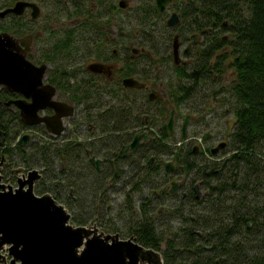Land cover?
Here are the masks:
<instances>
[{"label": "trees", "instance_id": "16d2710c", "mask_svg": "<svg viewBox=\"0 0 264 264\" xmlns=\"http://www.w3.org/2000/svg\"><path fill=\"white\" fill-rule=\"evenodd\" d=\"M107 1L74 0L63 6L59 0H41L47 11L56 4L61 7L59 15L48 13V17L74 20V25L66 23L55 30L57 36L48 43V52L41 60L47 61V57L53 62V57H57L53 68L58 80L65 81L60 86L61 98L74 101L77 117L85 127L89 125L84 134L89 138V154L110 160L117 175L137 163L138 177L125 182L131 189L129 195L122 204L110 206L104 214L107 223L101 229L117 233L122 239L129 236L144 248L160 252L162 264H264V0H177L180 20L188 28L185 36L196 32L207 39L189 70L187 66L191 64L186 67L171 64L176 79L174 88L166 90L167 97L177 108L180 105L192 108L197 102L205 109L209 105L207 97L211 96L217 108L227 111L221 115L223 123L230 114L232 128L227 147L222 151L228 155L219 161L208 154L193 155L191 147L178 146L173 136L165 134L159 121L167 117L168 110L161 102L152 105L139 92L137 97L141 100L136 98L135 91L141 89L124 88L120 80L112 84L87 73L80 75L73 66L77 60L89 63L91 59H101L99 50L103 41L97 38L93 45L92 38L95 28L102 23L100 8L102 5L106 8ZM136 8L138 20L132 26H140L141 42L151 54L155 48L161 53L165 50L163 59L172 63L171 30L166 29L164 20L161 22L154 1L137 0ZM144 57L150 60V56ZM134 66L126 53L121 76L132 75ZM224 80L228 84L226 89ZM7 97L0 93V101ZM9 116L11 121L16 120L14 134H21L24 127L17 113L9 111ZM141 120L151 134L139 147L137 161L135 158L130 162L128 157H122L121 149L132 136L130 130L142 125ZM15 136L7 142L13 143ZM33 138L31 146L20 151L14 161L25 169L43 166L48 176L45 183L37 186L35 194L55 198L51 187L57 182V189L63 188L66 198L57 195L55 199L71 213L73 224L85 225L92 209H97L104 182L93 180L96 177L91 176L98 177V173L87 164L80 165V169L89 171L87 180L69 174L77 162L81 164L76 140L64 141V137L55 138L42 129ZM151 158L155 160L153 168L148 164ZM158 159L172 160L178 173L182 171L186 180L182 191L169 192L170 182L159 169ZM62 164L64 169L60 170ZM67 169L72 172L67 173ZM156 176L160 181H154ZM5 178L14 184V176ZM146 179L159 186L152 187L135 205L134 194ZM195 183L199 186L198 197ZM68 186L77 191L80 197L77 204L71 202ZM104 199L108 204L110 197ZM159 201H163V206L168 201L161 208L164 220L154 217ZM117 216L124 220L117 221ZM173 219L176 225L170 224Z\"/></svg>", "mask_w": 264, "mask_h": 264}, {"label": "flooded vegetation", "instance_id": "af4514ba", "mask_svg": "<svg viewBox=\"0 0 264 264\" xmlns=\"http://www.w3.org/2000/svg\"><path fill=\"white\" fill-rule=\"evenodd\" d=\"M56 1V0H54ZM62 1L63 6L67 4L68 2L74 3V0H59ZM79 0H76L78 2ZM154 4H155V0ZM17 2H29V3H34L36 6V15H34V10L33 7L25 4L21 6H16ZM121 2L125 4V2L128 4V6H131L130 0H108L105 4L106 8L102 5L100 8V15H101V20L102 23L98 24V26L95 28L94 32L96 34L93 36L92 40L93 45H95L97 38H99L101 41H103L102 46L99 50L101 59H91L88 62H102L104 64H107V69H105L103 72H92L90 70L86 69L87 62H80V61H75L73 63V66H75L78 69V73L80 75H84V73H87L88 76L92 77H98V78H103V81L106 83H112L115 84L114 82L120 80L122 83L123 78L125 77H135V72L136 70L133 69V74L128 75V76H121L120 70L123 67L124 60H125V54L128 53V57L130 60L133 62L136 60V56H141L145 58L144 56H150L151 51L146 49V44L142 46H138V33L134 35V37L131 38V40L134 38V40L130 41V45L124 46V55L122 58L119 55L118 48H116L117 45L119 44L120 41L123 39L122 31L120 26H116V19L117 15L121 13V11L126 7L121 6ZM177 0H172L168 2L165 5L164 10L159 11L161 13V22L162 20L165 21V27L166 29H170L173 32V36L176 34L177 42H178V48H177V55H178V62L175 63L174 59L172 57V49L169 50L170 56L172 59V65L176 66H184L186 67V64H178L179 63V56L180 54L188 56L189 54V49L192 45L196 46L199 44L202 48L205 46V41L207 38H203L196 32H192L189 34L188 37L185 36L186 32L188 31L187 25L183 24L180 20V12L181 10L177 8ZM93 4V3H92ZM172 5L171 9H169V13L166 12V10ZM94 7V4H93ZM156 7V5H155ZM61 7L56 4L52 9H49L47 11V8L43 5L41 0H0V33H7L9 36H11L14 41H16V46L14 50L19 51L21 53H24V57L27 61L31 62L35 66H40L44 65L43 68V74H42V85H51L54 88V94L51 96V98L59 101H64L68 104H71L73 106V112L72 114L68 116H63L62 117V124L64 126L63 130L57 134L53 135L49 133L46 129L45 126L41 123H35V124H26L23 121L20 120V115H19V109L15 106L14 100H19L22 99L25 102H29L30 98L25 97L21 92L16 91V90H9L6 88L4 85L0 84V93L7 95L8 97L5 100L0 101V118L1 119V125H0V183L1 184H7V185H14L17 181V179H22L23 181H27L26 185H30L35 191L37 189V186H41L42 182L45 183L44 178L48 176V171L43 168V166H36L34 168L30 169H25L23 165L19 164V161H14L17 160L19 157L17 154H20V151H24L28 146H31L32 142L35 141L33 138V134L37 132V130H44L47 134L57 138L59 136L64 137L62 140L64 141H71V140H76L75 145L79 149L78 154L81 157V164L80 162H77L75 164V168L73 172L71 169H69L72 173L69 174H77V177H81V179H88L89 178V171L85 170L83 171L80 169V165L87 164L89 167L92 168V170H95L98 173V177L95 175L91 177H96L93 180H99L104 182V187H103V193L101 195H98V202H97V209L94 211L92 209V212L89 215V219L85 225H75L71 222V213L65 208L67 213H69V221L71 222L72 227H79V226H85L87 229L93 230L95 229L97 233H100V235H109V236H114L117 235L118 238L120 236L117 233H106L104 232L101 227H103L104 223H107L106 216L104 214L109 210L110 206L113 205L114 207L116 204H111L112 199L110 197V201L108 204L105 203V199L109 195L107 194V191L112 187V186H117L116 192H120L119 189H122L120 186V183L126 182L128 180H134L136 179L135 177H138L137 172H135V169H137L136 164L134 166H130V168L125 169L122 172H119L120 175H117L116 172L112 171L111 167V161L107 160L105 157L102 156H94L89 154V138L84 137V134L86 133V127H89L88 123L86 124V127L84 126V122H82L77 116L79 115L77 111V107L74 104V101H67L65 99H62L61 94L63 93L60 86L65 85V81H60L58 80V76L55 73V69L53 68V64H55L57 61V57H53V62L52 58L49 59L46 57L47 61H42L41 56L44 54H47L48 52V43L54 39L55 36H57V32L55 31L57 28L61 26H65L66 23H68L70 26L74 25L73 19L68 18V19H54L52 16L54 15L55 17L61 13L59 10ZM131 9H133V12L135 14L134 17H136V5L133 7L131 6ZM175 12L177 14V21L174 22L172 25L167 24V18L171 15V13ZM53 14L51 17H48L47 14ZM169 14V15H168ZM166 16V19H162L163 16ZM168 16V17H167ZM47 19L49 20V24L47 23ZM57 21H60L59 23ZM48 24V26H47ZM76 24V23H75ZM111 26H114V28L117 30H120L119 33L112 32L111 31ZM185 30V31H184ZM212 31V30H211ZM207 32V31H205ZM204 32V33H205ZM209 32V31H208ZM173 36L171 38V41L173 40ZM140 38V37H139ZM199 40V41H197ZM161 41V40H159ZM172 44V43H171ZM170 48H172V45H170ZM202 50V49H201ZM199 51V55H200ZM192 53L195 54V58H198V52H195L192 49ZM94 54L96 55V49H94ZM190 56V54H189ZM188 56V57H189ZM77 57V56H76ZM103 57V58H102ZM147 58V57H146ZM195 61V60H194ZM143 65H146L145 62H143ZM73 80V78H72ZM70 80V81H72ZM139 80V79H138ZM137 80V81H138ZM74 81V80H73ZM60 83L62 85H60ZM139 83H141V86H134V87H128L124 86V88L128 89H144L145 84L143 81L139 80ZM41 87V85H40ZM204 88V87H203ZM202 88V89H203ZM228 88V84H225V89ZM45 90L46 88L43 87L41 88ZM167 89H161L158 87H152L147 94L145 95L150 103L152 105L157 104V102H161L165 108L168 109V115L166 117V120L162 121L161 128L163 129L162 124L167 121L169 112L171 108L173 109V125H172V134H165L168 136H174V127L180 128V134H179V140L178 142H182V145L184 148L186 147H191L193 155L196 156H203L205 154H208L210 157H213L215 160L219 161L220 159H225L224 157L228 154H224L222 156H218L219 154H223L222 151L226 149L227 147V136L229 134V130L227 131V134L223 133L222 130H217L216 127L220 126L221 123H223L221 119V115L226 114L227 111L224 109L221 111L219 108L216 107V102L210 98L211 96L207 97V102L209 105H207L204 108H200V105L195 102V106L192 108H188V112L183 115V119L181 122L177 120L175 121V113L177 110V107L173 104L170 103L169 98L167 97L166 93ZM152 92V94H160L159 98L155 99H149L148 95L149 93ZM135 94L137 96V91H135ZM214 96V95H212ZM137 98V97H136ZM76 110V112H75ZM9 111L17 113L18 119L22 127H24L23 132L21 134H14L15 130V125L13 122L10 120L9 116ZM224 112V113H223ZM53 113V110L49 107H46L42 110L38 111L39 115H50ZM188 117L187 122L185 123L184 129V120L185 117ZM218 118V119H217ZM190 120V122H188ZM142 125L136 126L130 130L132 133V136L130 140L122 147V157H128L130 159V162H133L136 158H138V149L140 146H142L150 137L151 132H149L147 124H143V120L140 121ZM136 123V122H135ZM189 123H194V125L199 128L198 130H195V133L192 135H188L190 132H186V126ZM180 124V125H179ZM201 129L207 130L211 129V133L206 132L204 135L197 136V133H201ZM193 132V131H192ZM138 133H146L147 137L146 139H142L140 141V144L135 147L132 151L129 150L128 144L130 141L133 139L135 134ZM188 133V134H187ZM12 135L15 136V141L13 143H8L7 140L12 138ZM26 136L24 140L22 138ZM187 136L192 139V142L185 147L184 140L187 138ZM22 140V141H21ZM222 143V146H219V144ZM176 145L179 146L178 143ZM119 147V146H118ZM117 147V148H118ZM217 149L212 152V149L216 148ZM17 155V156H16ZM91 158H93L91 160ZM97 161V163L95 162ZM154 158L149 159V167L153 168V162ZM158 164H159V169H162L163 175L166 179H169L170 182V187H171V182L175 181L177 182V187L173 192L170 193H177L182 191L181 188L185 184L186 180H184L182 174V171H180V174L178 173L177 170V165L172 161L168 159H162L159 161L158 159ZM166 162H172L173 163V168L171 170H166L165 163ZM225 162V160H223ZM64 169V165L62 164L60 170ZM35 171L36 174L33 178H29V173L31 171ZM67 169V173L69 171ZM92 173H90L91 175ZM94 174V173H93ZM12 175L14 176V184L10 183L6 176ZM71 175V176H72ZM175 178V179H174ZM182 178V179H181ZM8 180V182L6 181ZM114 181V182H113ZM17 185V184H16ZM57 182H55L51 188L54 189L55 194L53 196L55 198L59 197L60 199L66 198L64 194L62 193L63 188L57 189ZM195 185V184H194ZM159 186V184H158ZM166 186V185H165ZM26 187V186H25ZM185 187V186H184ZM183 187V188H184ZM119 188V189H118ZM198 188V184H197ZM170 189V188H169ZM131 189L127 188L123 192V200L120 201L119 204H122L124 202V199L126 195H129ZM184 192V191H183ZM35 193V192H34ZM68 195L70 196L71 202L73 204H77L78 199L80 198L77 195V191L73 189L72 186H68ZM184 195V193H182ZM59 195V196H57ZM57 196V197H56ZM67 196V195H66ZM52 197V196H51ZM53 198V197H52ZM53 198L55 201L56 199ZM61 204V203H60ZM105 204V209H102V205ZM62 205V204H61ZM111 214L114 215V208L111 210ZM163 211L158 207L157 208V213L155 214L154 217L158 219L161 218V220H164L165 217L162 216ZM117 221L124 220L121 219L119 216ZM128 217H130V212H128ZM121 225V224H120ZM101 235V236H102ZM126 238H131V237H125ZM160 257L161 254L158 252ZM159 264H162V257L161 261Z\"/></svg>", "mask_w": 264, "mask_h": 264}, {"label": "water", "instance_id": "95a60500", "mask_svg": "<svg viewBox=\"0 0 264 264\" xmlns=\"http://www.w3.org/2000/svg\"><path fill=\"white\" fill-rule=\"evenodd\" d=\"M172 0H155L156 8L164 10L165 5ZM34 3L17 2L16 6ZM121 6H125L121 2ZM178 19L175 12L167 19L172 25ZM176 34L172 40V57L178 62V42ZM16 41L7 33H0V84L9 90L21 92L30 101L14 100L19 109L20 120L26 124L41 123L45 129L53 134H59L64 126L62 117L73 112V106L64 101L51 98L54 88L51 85H42L44 65L35 66L27 61L24 53L14 50ZM107 64L90 62L86 69L92 72H103ZM124 86H141V83L132 77L122 80ZM41 85V87H40ZM45 87L43 90L41 88ZM160 94L149 93V99L159 98ZM46 107L53 110L50 115H39L38 111ZM188 117H185L183 129ZM173 109L171 108L166 122L162 124L166 134H172ZM146 133L135 134L128 144L132 151L140 144L141 138L146 139ZM26 136L22 138L24 140ZM21 140V141H22ZM222 146V143L219 144ZM217 149H212L214 152ZM93 158H91L92 160ZM97 163V161H95ZM166 170L173 168L172 162L165 163ZM36 172L29 173L33 178ZM17 186L12 188L0 184V244L8 245V253L12 256L9 264H138V260L158 264L159 253L150 248H144L132 238H118L117 235L88 237L90 230L85 226L73 227L65 224L69 216L64 207L57 203L49 194L36 195L29 182L17 179ZM172 181L170 192L177 187ZM26 186V187H25ZM197 197L199 190L194 185ZM65 211V212H64ZM83 248L79 249V246Z\"/></svg>", "mask_w": 264, "mask_h": 264}, {"label": "rangeland", "instance_id": "374dc122", "mask_svg": "<svg viewBox=\"0 0 264 264\" xmlns=\"http://www.w3.org/2000/svg\"><path fill=\"white\" fill-rule=\"evenodd\" d=\"M136 2H137V0H130L129 4L131 6L133 5V7H134L136 5ZM125 4H126V7L121 11L120 14L117 15V19L115 21V23H116L115 27H119L120 26L121 31H122V35H123V37H122L123 39L119 43L121 45H117L116 46V48H118V52H119V55H120L121 58L124 55V52H123L124 46L130 45V41L134 40V38L132 40H131V38L134 37V35H136L137 33H138L137 39L139 41L138 42V46L145 45V44H143L141 42V39L139 38L140 35H141L140 26H138V25H136L135 27L132 26L133 25V21L136 22L138 20V18H137L138 17L137 8L134 9V10H136L135 11L136 12V17H134L135 14L133 12V9H131V6H128V4L126 2H125ZM171 7H172V5H170V7L166 10L167 13H169V9H171ZM165 17L166 16L164 15L162 17V19H166ZM57 22H60V21H57ZM111 31L119 33L120 30H118V29L116 30L114 28V26H111ZM135 32H137V33H135ZM172 36H173V32L171 31V38H172ZM197 41H199V40H197ZM170 49L171 48L169 46V50ZM192 49L195 52H198V55H199V51H201L202 47L199 46V44L196 45V46H193V47L191 45V47L189 49L190 50L189 51L190 56H189V54H188L189 57L186 56V55L180 54V56H179L180 58H179V63L178 64L189 65V64L195 62L194 61L195 60L194 59L195 58L194 57L195 54L192 53ZM151 50H152V48H151ZM155 50L156 51H154V49L152 50V54H150V60L146 59V58H143L141 56H136V60L134 61V63H135L134 69L136 70L135 77H137L139 79H142V81L145 84L144 89H141L140 91H137V94L139 92L141 97L145 96L147 94V92L150 89H152V87H158V88H161L162 90L163 89L169 90V89H173L174 88L173 85H174V81H175L176 78L174 77V74L172 72L173 70L171 69V62H168V61L165 62V59H163L164 55L167 52L165 50H164V53L157 52V51H159V49H156V48H155ZM145 61H147V62L150 61V62H149L148 65H143V62H145ZM190 67H192V64L187 66V70H189ZM230 73H231V71L228 72V76L231 75ZM228 76H225V78H228ZM222 83H227V81L224 80ZM137 98L141 100V98H139V97H137ZM187 107L188 106H186V105H180L177 108L176 113H175V117H174L176 122H177V120H179V122L182 121L183 115L188 112ZM77 111H78V107H77ZM75 112H76V110H75ZM164 119L166 120V118H164ZM164 119L161 118L160 121H159V124ZM188 122H190V120H188ZM230 127L232 128V118H231L230 114H227L225 119H224V123L221 126H217L216 129L217 130H222L223 133L227 134V131L228 130L230 131V129H231ZM198 129L199 128H197L194 125V123H189L186 126V132H190L189 134L187 133L188 135H192L193 133H195V130H198ZM174 130L175 131H174L173 140H175L176 143H178L179 146H181L182 142L181 143L178 142L179 134H180L179 126L178 127H174ZM206 132L211 133L212 131H211V129H207V130L201 129V133H197V136H200V135L202 136ZM191 142H192V139H190L187 136V138L184 140L185 147L188 146ZM224 154L225 153L219 154L218 156H222ZM180 177H182V176L180 175ZM154 181H160V177H158V176L154 177ZM157 185H158V183L155 184V183L151 182V180H147V179L144 180V182H142V184L140 186V190L137 192V194H134L135 205H137V203L139 202V199L142 198V195H145L146 193H150V189L152 187H157ZM185 185L186 184H184L183 187ZM7 186H10V185L4 184L5 190H6ZM120 186H121L122 189L118 188L120 190V192H118V193L116 192V190H117L116 187L117 186H112L107 191V194L109 195V197L113 198L111 204L120 203V201L123 200V192L128 187L125 184V182L120 183ZM11 187L15 188L16 186L14 187L13 185H11ZM183 187L181 188V190H183ZM198 188H199V186H198ZM200 191L202 192V188L201 187H200ZM156 200L158 201V200H160V198L158 197ZM56 202L60 204V202H58L57 200H56ZM159 202H160L159 208L161 209L162 206H163V201H159ZM166 203L168 204V201H165V204L163 206L164 208L166 207ZM62 206L65 209V206L63 204H62ZM65 213L69 216V213H67V212H65ZM65 224L68 225V226L69 225L71 226V222L69 220H67L65 222ZM170 224L176 225L177 221L175 219H173V220H171ZM93 235L101 236L102 234L100 235V233H97L96 230L93 229V230H90V234L88 235V237L91 238ZM102 236H104V234ZM82 248H83V245L79 246V249L77 251H79ZM158 257H159V260L161 261V257L160 256H158ZM11 259H12V256L8 253V245L6 243H1L0 244V264H9ZM160 261L157 262V263L159 264ZM138 264H153V263H149L146 260L139 259L138 260Z\"/></svg>", "mask_w": 264, "mask_h": 264}, {"label": "built area", "instance_id": "2783aa9c", "mask_svg": "<svg viewBox=\"0 0 264 264\" xmlns=\"http://www.w3.org/2000/svg\"><path fill=\"white\" fill-rule=\"evenodd\" d=\"M16 186V184L14 185V187Z\"/></svg>", "mask_w": 264, "mask_h": 264}]
</instances>
